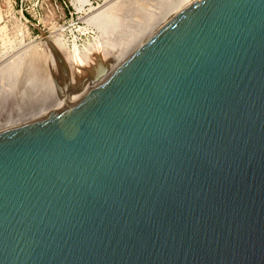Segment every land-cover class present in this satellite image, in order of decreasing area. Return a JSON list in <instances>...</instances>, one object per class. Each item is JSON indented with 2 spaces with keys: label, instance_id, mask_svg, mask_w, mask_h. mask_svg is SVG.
<instances>
[{
  "label": "water",
  "instance_id": "95a60500",
  "mask_svg": "<svg viewBox=\"0 0 264 264\" xmlns=\"http://www.w3.org/2000/svg\"><path fill=\"white\" fill-rule=\"evenodd\" d=\"M0 264H264V0H190L0 133Z\"/></svg>",
  "mask_w": 264,
  "mask_h": 264
},
{
  "label": "bare ground",
  "instance_id": "6f19581e",
  "mask_svg": "<svg viewBox=\"0 0 264 264\" xmlns=\"http://www.w3.org/2000/svg\"><path fill=\"white\" fill-rule=\"evenodd\" d=\"M189 1L135 0L128 8L126 7L127 9L122 8L121 11L118 10L114 14H109L114 11L110 8L109 12L102 9L96 15L85 19L86 24L96 32V38L88 44L90 49L86 47L79 49L75 45L70 51L60 41L53 43L51 51L59 59V65L61 58L65 60L69 73L72 75L70 78L73 87H81L83 79H79L81 75H77L74 70L75 75L73 76L69 64H75L76 60L85 57L86 52L91 51L94 60H97L100 55L101 66L106 70L105 74L97 81H86L82 89L70 98L60 95L59 88L63 74L61 66L59 68L53 58L51 60L53 59L52 62L60 83L50 64L45 60L43 65L46 68L35 66V61L42 59L39 49L28 47L15 54L14 57H10V60L5 62L3 69H0V133L46 116L83 96ZM94 49H98L100 52H94ZM104 63L107 64L104 65ZM22 70H24V74L20 79H12L13 74ZM16 85H18L17 95L13 100L12 91Z\"/></svg>",
  "mask_w": 264,
  "mask_h": 264
},
{
  "label": "rangeland",
  "instance_id": "374dc122",
  "mask_svg": "<svg viewBox=\"0 0 264 264\" xmlns=\"http://www.w3.org/2000/svg\"><path fill=\"white\" fill-rule=\"evenodd\" d=\"M118 1L0 0V69H3L6 64L5 62H8L10 57H14L15 54H18L25 48L35 47L40 50L39 53L42 55L41 60L35 61V66L38 68L44 66L46 68L43 65V61L45 60L50 64L56 79L60 83L52 62L54 59L60 68L59 59L51 51L52 44L60 41L70 51H72L75 45L79 49L85 47L90 49L88 44L92 43V40L96 38V32L86 24L85 19L94 14L96 15L102 9L108 12L110 9L114 10L109 13L114 14L118 10L121 11L122 8H128L135 0H131L132 2H129L130 0H120L117 3ZM97 51L100 52L98 49H94V52ZM98 57L97 60H94L91 51H88L85 57L76 60L75 64H69V69L70 71L74 70L77 72V75H81L79 79L84 80L90 75L95 74L99 67L105 70V67L101 66L100 55ZM51 58L53 59L51 60ZM62 60L66 64L63 58ZM74 71L72 72L73 76L75 75ZM22 74H24V70L18 71L15 75L13 74L12 79H20ZM17 89L18 85L12 91L13 100H15V95H17Z\"/></svg>",
  "mask_w": 264,
  "mask_h": 264
}]
</instances>
